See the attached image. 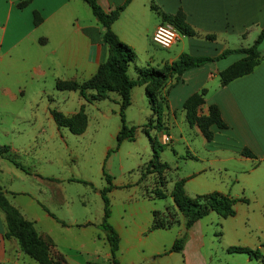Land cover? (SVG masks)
Returning <instances> with one entry per match:
<instances>
[{
    "label": "crops",
    "instance_id": "crops-1",
    "mask_svg": "<svg viewBox=\"0 0 264 264\" xmlns=\"http://www.w3.org/2000/svg\"><path fill=\"white\" fill-rule=\"evenodd\" d=\"M124 1L98 0V3L109 12ZM151 5L166 14H175L181 9L185 22L196 34H182L165 51L155 48L151 35L158 24L166 21ZM34 11L41 17L38 25L34 24ZM262 27L264 0H130L112 23L111 30L136 54L127 69L130 78L135 79L137 68L161 67L176 60L181 53L216 57L227 49L250 46ZM104 32L105 28L82 0H0V72L19 74L11 85L9 82L0 84V106H24L11 112L14 122L10 127L11 138L0 139V145L9 146V154L29 169L26 172L0 155V186L9 203L33 223L40 237L48 240L56 256L65 258L67 264L97 261L94 259L98 257L97 251L84 248L85 242L70 236V230H89L92 235L87 242L95 244L96 239H102L101 235L105 239L99 227L103 214L93 215L85 189L75 193L77 184L88 185L76 179L92 185L96 183L74 172L73 160L76 158L68 153L75 155V151L68 144L65 143L67 149L66 152L63 150V155L56 154L54 140H70L67 133L77 137L86 135L90 122L88 109L95 108L107 118L113 113L119 115L121 98L116 91H109L104 98L87 101L77 90L55 89V81L81 82L91 77L109 54L108 45L102 43ZM258 49L263 57L253 71L226 84L222 83L220 72L239 61L243 54L231 53L185 71L178 80L170 78L164 88L166 97L160 131L146 126L150 118H155L146 96V85L137 84L131 88L125 119L129 127L136 128L134 139L125 140L134 141L144 133L151 149L150 138L159 137L163 144L169 145L176 164L172 168L168 165L165 173L169 192L175 181L184 179V191L190 197L216 191L244 199L246 201L240 200V203L247 204L251 210L256 208L264 215V39ZM28 85H34L32 92ZM202 91L204 102L197 114L206 115L208 106L215 104L227 125L224 129L212 125L214 135L211 140L203 136L196 124L187 120L183 108L190 95ZM94 93V90L87 91L88 96ZM81 108L87 123L80 134L59 127L51 113L56 109L71 117ZM21 122L29 123L33 128H21ZM171 125H179L175 136L170 133ZM120 127L121 121L116 125L115 138ZM6 130L2 127L0 134L7 133ZM166 138L168 143L164 142ZM243 149H248L254 157L243 155ZM151 157L152 151L139 171L140 176L134 180L116 183L112 179L113 188L108 193L110 207L116 189L145 182L144 168ZM178 160H182L183 165H177ZM160 162L167 163L161 152ZM171 170H174L172 176ZM22 195H27L28 199L18 198ZM96 195L101 196L99 191ZM133 199L137 200V197H123V201ZM154 211L158 210L151 211L150 221L136 227L114 220L111 214L110 222L119 236L116 257L121 264H176L179 256L183 264H211L214 261L211 246L207 253L204 251L210 227L218 219L235 216L221 217L210 212L187 228L186 218L173 202L172 211L177 222L167 229H150ZM174 227L177 229L172 239L164 243L165 232ZM5 232V213L0 208V264H26L17 240L6 238ZM183 234L186 239L182 249L165 254L173 241ZM73 240L75 244H72ZM210 242L213 244V239ZM228 246L221 248L226 250ZM260 246L264 247V244ZM72 249L76 251L75 256L70 253ZM129 249H135L143 256L122 259V251ZM109 257L110 253H107L108 260Z\"/></svg>",
    "mask_w": 264,
    "mask_h": 264
},
{
    "label": "trees",
    "instance_id": "trees-1",
    "mask_svg": "<svg viewBox=\"0 0 264 264\" xmlns=\"http://www.w3.org/2000/svg\"><path fill=\"white\" fill-rule=\"evenodd\" d=\"M86 2L97 21L105 28V32L102 36V43L108 45L109 54L106 60L102 61L97 71L88 79L81 82L75 80H56L55 89L57 90H77L84 99L92 101L95 99L104 98L109 91H116L120 95L119 104V116L121 121V127L116 135L117 146L125 139L133 140L135 133V126H128L125 120V110L130 105V91L134 85H146V96L152 110L154 119H149L146 126L155 124L153 127L158 131L163 129L162 115L163 106L165 104V98L160 96V92L165 88L166 82L175 77L176 80L187 70L200 66L208 61L217 60L223 58L231 53L243 54V57L228 66L220 72V78L223 84L248 74L261 62L262 54L260 53L258 46L264 39V27L261 28L257 38L254 42L247 47L227 49L216 57L208 56H193L188 53H181L179 57L170 62L165 63L161 67L146 66L137 68V77L135 79L130 78L127 73L128 66L132 62L136 54L132 47L127 45L118 39L115 33L111 30L112 23L118 18L120 12L129 3L130 0H125L123 4L116 7L109 12L104 11L98 0H82ZM151 8L156 11L163 21L172 24L177 30L187 36L195 35V31L185 22V15L181 9L175 14H166L158 9L156 6L151 5ZM34 24L38 25L41 21V17L37 11L33 12ZM213 38V36H208ZM94 90V94L88 96L87 91ZM204 92L194 93L190 95L184 102L183 108L186 111V118L190 123L196 124L203 136L207 140L213 138V131L211 126L215 125L219 129L227 127L226 123L221 117L220 110L215 104L208 106V112L206 115H198L197 110L204 102ZM56 124L59 127H67L70 132L74 134H80L87 123L86 114L83 108L79 110L74 116L66 117L62 113L52 110L51 111ZM152 144V157L147 164V169L156 172L160 175L163 169L168 168V164L160 162V152L164 149L163 144L157 142L156 138H150ZM9 146L0 145V155L5 156L17 167L24 171L29 169L16 160L14 156L9 154ZM242 154L254 157L248 149H243ZM102 173L105 179V186L99 190V193L103 202V216L99 224L100 229L103 231L105 239L109 245V262L111 264H121L116 253L118 250L119 236L110 222L111 207L108 197L109 191L113 188L112 177L102 169ZM76 181L84 184H92L91 182L76 179ZM184 179L175 181L173 188L170 191V196L173 199L174 205L177 210L186 218V227L188 228L194 221L207 215L210 212H215L221 217L232 216L235 214L234 206L238 201H246L244 199H238L231 197L228 194H222L219 192H211L202 195H196L190 197L186 195L184 191ZM157 198H164L165 194L161 191L156 192ZM0 208L5 213L6 218V238H15L19 244L20 250L33 258L39 264H66L62 256L53 257L49 251V244L43 238L40 237L36 231L33 223L25 219L21 213L12 206L4 195V192L0 186ZM167 212V211H166ZM177 220L160 217L158 212L153 213V219L150 229H167L175 224ZM63 225L65 222L61 221ZM186 239V234L176 238L170 248L164 252L165 254L173 251H180L183 243ZM228 253H245L250 258H262L264 255L260 250L252 249L247 246L231 245L226 248ZM87 264H100L99 262H88Z\"/></svg>",
    "mask_w": 264,
    "mask_h": 264
},
{
    "label": "rangeland",
    "instance_id": "rangeland-1",
    "mask_svg": "<svg viewBox=\"0 0 264 264\" xmlns=\"http://www.w3.org/2000/svg\"><path fill=\"white\" fill-rule=\"evenodd\" d=\"M152 45L161 51H165L164 48L157 46L153 42ZM139 57H141V54ZM7 76H9V79H7ZM18 76L19 74L17 72L9 74L0 72V84L3 82H9L8 84L11 85L12 82L18 78ZM28 88L29 91L32 92L34 90V85H28ZM160 96L162 98L166 97L165 89L161 91ZM22 107H24L22 104L19 106H10L9 108H2L0 106V129L3 127L7 129L6 131H8L7 133L3 132L0 134L1 140L11 138L10 127L14 123L11 112L22 109ZM53 110L57 111L56 109ZM87 112L90 117V122L86 135L77 137L67 133L70 136V140H62L59 138L54 140V144L56 147V154L61 155H63V150L66 152L67 147L65 149V143L68 144L71 149L75 151V155L73 153H68L76 158L73 160L74 172L79 176L88 177L89 179H92L93 183H96V185L77 184L75 193L85 189L93 215H99L100 213L103 214V202L101 201V196L96 195V191H99L102 187L101 185H104L105 183L102 169L104 168L105 172L109 174L112 179L116 181V183L134 180L137 176H140L139 171L147 162L152 149L150 147L148 137L144 133H141L134 141H122L116 148L117 142L115 138V128L117 124H120L118 113H113L107 118L102 116L95 108L88 109ZM154 124L155 122L153 121V124H149L148 126L151 127ZM19 127L28 128V130L33 128L26 122L19 123ZM178 127L179 125H171L170 133L174 136L177 135ZM152 135L154 136L153 133ZM156 140L157 142L163 144L159 137L158 139L156 138ZM168 141L169 139L167 138L164 140L165 143H168ZM163 146L164 150L161 151V157L168 163L170 168H172L176 165L173 161L174 155L171 152L169 145L163 144ZM68 160L70 161L69 163H71L69 158ZM178 161L179 164L177 165H183L182 160ZM147 167L148 166H145L144 168V183L140 181V185L138 186H129L126 189H116V192L113 195V204L111 202L112 217L114 220L123 222L125 225L128 223L129 227H136L145 221H150V213L152 210H158L156 212H158L160 217L166 216V218L177 220L172 211L173 201L171 197L167 195H170V192L168 191L165 173L169 167L163 169L160 175L147 169ZM173 173L174 170H171L170 176H172ZM147 177L150 178V180L147 179ZM160 191L165 194L164 198L156 197V192ZM131 195L133 197H137V200L133 199L123 201V197ZM148 197L153 199H149ZM18 198L22 200L28 199L27 195H22ZM91 198H95V200H91ZM250 203L251 205H256L254 202ZM235 211V216L218 219L217 223L214 222V224L210 227L211 231L209 230L208 236L206 237V246L204 251L207 253L209 251L208 248L211 246L214 253V261L211 264H264V259L262 258H249V256L245 253H228L224 248H221L222 245L247 246L252 249L259 248L261 253L264 252V250H262L264 247L260 246L261 244H264V215L262 216V214H259L256 208L251 210L247 207V204L242 202L240 203V201L236 203ZM175 229H177V227H174L171 231H163L166 234L164 243H168V240L172 239ZM70 231V236H77V238L79 237L80 242H85L84 248L97 251L98 257L94 259H96L100 264H111L107 258V253H109L108 243L105 239H103V235H101L102 239H96L97 241L95 244H91L87 242L92 235L89 230L81 231L78 229H72ZM211 239L214 241L213 244L210 242ZM44 240L48 242V240ZM67 242L71 243L70 240ZM48 244L50 254L53 257L58 258L56 256V251L52 248V245H50L49 242ZM72 244H75L74 240L72 241ZM70 253L74 256L76 255V251L74 249H72ZM122 254L124 257L122 259L124 260L128 257L136 259L140 255L141 257L143 256L141 252H137L135 249H129L128 251L123 250ZM22 256L26 261V264H39L23 252ZM177 258L178 261L176 264H183L182 258L180 256ZM63 260L65 261L66 259L63 258ZM21 261L23 260L21 259ZM87 263L88 262H83L80 264Z\"/></svg>",
    "mask_w": 264,
    "mask_h": 264
},
{
    "label": "built area",
    "instance_id": "built-area-1",
    "mask_svg": "<svg viewBox=\"0 0 264 264\" xmlns=\"http://www.w3.org/2000/svg\"><path fill=\"white\" fill-rule=\"evenodd\" d=\"M182 34L172 24L162 22L154 29L151 40L157 46L167 49L179 40Z\"/></svg>",
    "mask_w": 264,
    "mask_h": 264
}]
</instances>
